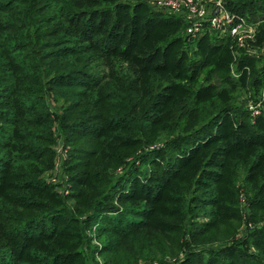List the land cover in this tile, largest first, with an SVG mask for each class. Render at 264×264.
I'll return each mask as SVG.
<instances>
[{"label": "trees", "instance_id": "trees-1", "mask_svg": "<svg viewBox=\"0 0 264 264\" xmlns=\"http://www.w3.org/2000/svg\"><path fill=\"white\" fill-rule=\"evenodd\" d=\"M224 2L264 49V0ZM187 25L148 0H0V264H264V114L239 103L264 52Z\"/></svg>", "mask_w": 264, "mask_h": 264}, {"label": "built area", "instance_id": "built-area-1", "mask_svg": "<svg viewBox=\"0 0 264 264\" xmlns=\"http://www.w3.org/2000/svg\"><path fill=\"white\" fill-rule=\"evenodd\" d=\"M211 2V6L206 4L205 6L202 0H160L159 5L166 12L182 14L185 17L188 23L185 34L191 39L206 33H214L221 38H233L240 48L251 55L257 56L260 52H264L263 48H257L255 44L260 22L252 21L250 17L230 10L224 0H211ZM249 101L248 110L252 117L264 114V91L258 99L251 98ZM53 175L54 178L50 180L58 181V174ZM142 264H157V262Z\"/></svg>", "mask_w": 264, "mask_h": 264}, {"label": "rangeland", "instance_id": "rangeland-1", "mask_svg": "<svg viewBox=\"0 0 264 264\" xmlns=\"http://www.w3.org/2000/svg\"><path fill=\"white\" fill-rule=\"evenodd\" d=\"M149 1V3L152 5V7L154 8V9H160V10H163V9H161L160 7V5H159V1L160 0H148ZM205 1V2H204ZM202 0V2L204 3V5L206 4L207 6H211L212 5V2H211V0ZM205 5V6H206ZM248 17H250V16H248ZM251 18V17H250ZM184 34H185V32H184ZM247 98V99H246ZM54 102V101H53ZM239 103L241 104V105H243V106H247V109H248V107H249V105H250V101H249V98H248V95H246V97H240V100H239ZM54 104L56 105V103L54 102ZM59 150H60V155H59V158H58V160L59 161H61L60 159L62 158L63 159V157H64V155L65 154H67V153H65L66 151H64V150H62V147L60 146L59 147ZM61 163L62 162H60V164H59V167H58V169H56L55 171H53V172H48V174H47V178H48V180H50V179H53L54 178V175L53 174H58V175H60L61 174V171H62V169H61V167H62V165H61Z\"/></svg>", "mask_w": 264, "mask_h": 264}]
</instances>
